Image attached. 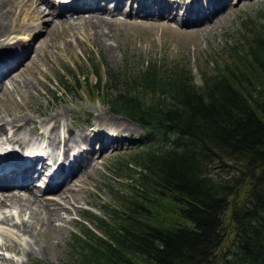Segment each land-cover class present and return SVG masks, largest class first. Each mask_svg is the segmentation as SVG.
Segmentation results:
<instances>
[{
    "label": "trees",
    "instance_id": "1",
    "mask_svg": "<svg viewBox=\"0 0 264 264\" xmlns=\"http://www.w3.org/2000/svg\"><path fill=\"white\" fill-rule=\"evenodd\" d=\"M256 17L200 82L161 59L121 72L104 62V82L90 61V90L86 75H61L64 89L83 83L139 124L146 142L117 162L126 178L111 183L105 215L80 217L71 264H264V11Z\"/></svg>",
    "mask_w": 264,
    "mask_h": 264
},
{
    "label": "rangeland",
    "instance_id": "2",
    "mask_svg": "<svg viewBox=\"0 0 264 264\" xmlns=\"http://www.w3.org/2000/svg\"><path fill=\"white\" fill-rule=\"evenodd\" d=\"M182 1L188 2V0ZM189 1L197 3L199 0ZM131 2L132 0H123V8L124 5L129 8L132 5ZM230 2L224 9L213 13L203 21L187 25H181L182 23L166 17L147 19L123 13H104L109 24L102 29L105 37L98 41L90 37L88 27L84 23L75 22V24H70L71 26H61L60 24L52 25L43 19L47 22V28L44 27L45 22H43L34 30L29 31L24 27V24L30 22L28 16L23 14L25 6L16 11L12 18L7 19L8 29L5 34L7 42L18 38L19 41H23L20 52L26 50L30 44V49H32L28 51L25 59L14 67L13 72L11 71L14 80L17 81L16 87L25 89L27 82H32V84L24 91H16L13 88L15 85L7 79L5 82L7 86H5L13 90L12 93H5L3 96L0 92L2 96V98L0 96V116H4L5 119H17L21 116L29 128L35 125L37 131H42V134L27 131L15 135L19 139L24 136L28 140L35 138V143L47 144L50 139L56 140L53 137L67 136V132L86 134L90 141L96 140V142L92 143V146L83 143L82 148L77 150H82L83 153L79 152V154L83 158L89 156V153L85 151L89 148L96 154L93 162L87 166V169L80 172L79 178L75 180V184H72L75 186H72L73 195L71 197L73 199L70 198L69 201L63 202L60 197H57L62 202L61 207L69 206L71 210L64 212L66 207L61 208L62 217L59 215L56 218L55 222L59 224V226L55 225L56 229L53 222L47 227L41 224V211L38 213L37 210L32 215L25 210L17 215L13 207L5 209L2 216L11 212L15 213L12 221L21 222L22 219H27L28 222L35 223L37 227L30 230V234L32 233V238L35 237L37 244L34 245L32 254L24 255L22 245L27 236L20 234L15 227L0 220V228L8 230L10 236L20 235L18 238L22 242L11 246L13 241L10 236L0 233V255L5 257L0 259V263L35 264L40 261L42 264H71L69 244L72 242L73 234L78 233L80 217L84 215L85 210L98 216L105 215L106 206L113 201L109 188L111 183L123 185L126 178L123 172L116 173L117 162L122 158L127 160L132 149L142 147L146 143L140 138L144 129L139 124L122 114L110 111L100 95L95 96L94 91L87 90V85L89 90L93 89L91 84L95 79L90 61L99 65L102 82L106 75L104 62L113 70L121 72L126 68L130 70L142 68L147 61L153 59H161L168 64H185L191 69L196 82H200V69L212 67V60L215 57L222 56L221 59L225 60L227 55L223 49L238 39L241 20L247 16L255 18L260 10L264 11V0H230ZM102 4L111 6L114 2L110 3L105 0ZM212 6L217 7L218 2L215 0ZM150 7L151 5L146 4L139 10L149 13L150 10L146 9ZM258 21L264 26V17ZM24 35H28L30 41L24 40ZM69 68L76 76L86 75L88 84L82 83L80 89H64L59 80ZM67 76V81L72 82L73 77ZM50 111L54 115H56L54 112L60 111L55 119L59 134L49 132L40 124L44 114ZM99 113L102 114L101 118L98 117ZM106 131L110 133V136L115 133L119 139L123 138L124 141L110 143L108 148L98 152L100 149L97 147L104 143V139L99 141L101 138L99 133ZM11 132L8 130L7 135ZM94 136L96 139L92 138ZM47 149L49 152L53 151L50 146ZM77 166L75 165V169ZM164 201L168 200L164 199ZM154 209L159 210V207ZM85 222L90 226L95 225L91 217H88Z\"/></svg>",
    "mask_w": 264,
    "mask_h": 264
},
{
    "label": "bare ground",
    "instance_id": "3",
    "mask_svg": "<svg viewBox=\"0 0 264 264\" xmlns=\"http://www.w3.org/2000/svg\"><path fill=\"white\" fill-rule=\"evenodd\" d=\"M73 1L74 0H72L68 4H63V3L61 4L57 0L54 1L0 0V60L1 61L4 60L6 59L7 56L13 55L14 53L18 55L19 52L18 49L22 47L21 45L23 41H19L18 38H16V39H12L14 41L7 42V38L5 37V34H6V29H8L7 19L9 17L12 18V16H14V14L16 13V11L22 9L23 6H25V11H23L25 13L23 14L27 15L28 20H30V22L28 21L26 25L24 24V27L29 31L34 30L36 27L40 25V23L43 24V22H45L44 27L47 28L46 21H48V23H51L52 25L60 24L61 26L62 25L69 26L70 24L72 23L75 24V22H77L82 24L84 23L87 25L88 33L93 40H97V41L102 40L105 37L102 29L109 24L108 18L105 17L103 12L106 11L108 13L110 9L109 8L103 9L102 0H75V2ZM121 1L122 0H108V2H114L115 7L118 6V4ZM70 10L73 11L72 14H69ZM114 10L117 9L115 8ZM43 19H46V21H43ZM113 27L115 26L113 25ZM46 31H48V29H46ZM23 38L26 41H30V37L28 35H24ZM29 51H32V49H30ZM12 67L13 65L0 71V92H2V96L5 93H12L13 90V89H7L6 87L7 85L5 84L7 79L9 80L8 82H12V85L13 84L15 85V87L13 88L16 91H24L28 89V87H30L32 84V82H27L24 86L25 89L23 87H20V89L16 87L17 81L16 79L14 80L13 75L10 73ZM59 112L60 111L54 112L56 115L51 114V111L49 113L44 114L40 122L41 126L46 127L48 131L51 133L54 132V134L55 133L59 134L58 133L59 131L56 128V124H55V119L58 117ZM98 117L101 118L102 114L99 113ZM0 119L2 121V122L0 121V142L3 141V144H1L0 146H3L4 144H8L10 145V147L8 148H11V150L15 149L16 151H19L21 149L30 148L29 150H33V152L35 151L34 149L36 148L37 150H40L41 153V155L36 154L29 157L27 162L22 161V159L25 156H17L10 153L7 157H5V160H7L8 162H13L14 160H16L15 167L14 168L10 167L9 169L6 170L2 168L0 171V173H5L0 175V179H4L2 183V187L0 189V220L15 227L20 234L27 236V238L25 237V240L23 242L24 244L22 245V251L24 255L28 256L32 254L35 247L34 245L37 244V241L34 239L35 237L34 238H32L33 236L31 237L32 233L30 234V230H32L37 226L32 221L28 222L27 219H22L21 222L12 221V218L15 214L14 212L5 215L3 214V216L2 213H4L5 209H9L11 207L16 209L17 215L21 214L25 210H28L33 215L38 210V213L41 211L42 216L40 217L41 218L40 220L42 221L41 224L44 227H47L48 224L50 225L51 222H53L54 228L59 226V224H57L55 220L57 217H59V215L60 217H62V214L60 213L61 208L66 207L64 208L65 210L64 212L71 210L69 206L61 207L62 204L61 200H63L64 202L67 200L69 201L70 198H72L71 197V195H73L72 188L75 187L72 184H75L74 182L76 179L79 178L80 172H83L84 169H87V166L90 165L91 162H93L96 153L94 152V150H91L89 148V150H86V152L89 153V156H85L83 158L79 154L80 150L77 149L82 148L83 143L92 146L91 144L93 143V141H90L89 136L86 134L83 133L69 134V132H67L68 135L63 136V138L53 137L56 138V140L50 139L47 144L41 145L38 142L35 143L36 140L35 138H33V140L31 139L28 140L26 136H24L21 139L15 137L16 134H23L26 133L27 131L34 133L37 132V134H42V131L41 132L37 131L35 125L29 128L28 124L25 122V119L23 117L19 116L17 119H5L4 116H0ZM115 123H117V121H115ZM7 129L10 132L12 131L11 134L7 135V131H8ZM49 146L53 151L50 152L48 151L47 148ZM3 148H7V147H3ZM81 153L83 152L81 151ZM58 154H60V160H56ZM43 155L46 158H52L54 160L53 163L58 161L55 173L56 176H62L54 185L48 187L47 191H45L44 193L41 192L42 190L35 189L31 185V180L28 179L31 178L32 176L35 160L37 159L41 160L42 167L43 168L47 167L46 161L43 160ZM75 165H78L76 169H75ZM72 175H74V177H71ZM9 180L18 187L12 189L5 188ZM57 197H60L61 200H59ZM0 233H4L10 236L9 235L10 232L6 229L0 228ZM18 236L20 235L10 236V239H12L13 241L11 246L15 245V243H22L21 240H19ZM4 258H5L4 256L0 255V259H4Z\"/></svg>",
    "mask_w": 264,
    "mask_h": 264
}]
</instances>
